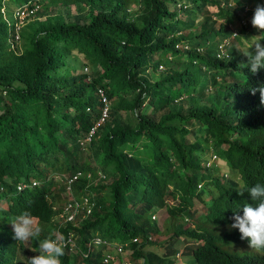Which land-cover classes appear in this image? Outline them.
Here are the masks:
<instances>
[{"label":"trees","instance_id":"obj_1","mask_svg":"<svg viewBox=\"0 0 264 264\" xmlns=\"http://www.w3.org/2000/svg\"><path fill=\"white\" fill-rule=\"evenodd\" d=\"M241 1L0 0V264L39 254L38 240L14 239L10 222L24 211L38 218L41 239L72 232L88 254L67 246L61 264H103V251L88 248L96 235L127 245L133 264L181 255L264 264V251L230 228L234 211L255 206L247 190L264 183V103L252 93L264 69L243 67L240 48L264 32ZM25 4L38 17L17 33ZM100 89L109 115L87 142L104 111ZM78 172L71 195L64 177ZM83 195L96 203L92 214L59 231L65 201ZM162 211L164 230L154 220Z\"/></svg>","mask_w":264,"mask_h":264},{"label":"clouds","instance_id":"obj_2","mask_svg":"<svg viewBox=\"0 0 264 264\" xmlns=\"http://www.w3.org/2000/svg\"><path fill=\"white\" fill-rule=\"evenodd\" d=\"M262 1L263 0L257 1L261 3L262 5L260 4L257 5V7L254 10V15L251 20L253 27L258 29L260 32H264V4L262 3ZM138 7H139L138 5L132 6L131 11H136ZM32 18H37V14ZM242 25L245 26L246 23L243 22ZM258 37L259 36L247 38L250 42L254 41V43L252 44L251 48H249L245 53H243V55L247 57V60H248L247 65H243V67H250L253 73L258 72L261 69H264V43H261V41L264 39H258ZM180 47L181 46H178L177 48H180ZM161 66L164 69V65H161ZM160 67H159V70L162 71ZM257 91L260 92L261 102L264 103V86L260 87L259 89H252L253 95H255ZM213 158L214 160H216L217 157L214 156ZM68 177H71V176H68ZM65 178L67 177H64V180ZM63 183L67 188L66 183L64 181ZM69 192L71 193V195H74L73 188H72V191H69ZM247 192L250 194L252 200L255 202V206H253L252 204L246 203L242 209L243 215L240 214V209L234 211V215L232 217L234 222L230 225V228L238 229L241 234V239L247 240L249 242V247L251 249H254L256 251H264V183H256L255 185L250 187L247 190ZM240 194L243 195V192L241 191ZM83 196H86V195H83ZM83 196H81L80 198H76V197H73V198L80 200ZM72 199L71 200L68 199L65 201L66 203L63 208V211L60 214H58L53 221L54 224L58 227L59 231L67 228L69 225L74 224V221L68 223L66 219L62 218V214L64 212L65 207L67 206L69 202L72 201ZM5 200L7 199H5L4 192H2L0 196V203ZM92 200L95 203L94 199ZM95 206H96V203H95ZM83 212L85 214V211ZM163 212L164 211H162V213ZM84 214H83V219H86L88 216L84 218ZM158 215L160 214H157L156 216ZM156 216L154 217V220H156ZM77 217L75 218V220L77 219ZM62 219H63V223H62ZM10 224L13 228L14 239L18 243L26 244L32 240L39 241V254L31 258H28V264H61V258L65 255V248L67 247V240L63 235L68 234L70 232L63 233V234L53 232V233H50L47 237L41 239L43 229L38 224V218L29 211H24L20 215L13 217ZM98 236L99 235H96L95 237H98ZM92 238L94 237L91 236V239ZM75 239H76V247L74 248L71 246H68V247H70L71 251H75L76 249H78L80 253L84 255L85 252L82 251L77 246V238L75 237ZM115 243H119V242H115ZM93 250L103 251V254H104V249H93ZM133 255H134V252H133ZM133 255L131 256L130 260L132 259Z\"/></svg>","mask_w":264,"mask_h":264},{"label":"built area","instance_id":"obj_3","mask_svg":"<svg viewBox=\"0 0 264 264\" xmlns=\"http://www.w3.org/2000/svg\"><path fill=\"white\" fill-rule=\"evenodd\" d=\"M37 9H31L30 5L26 4L22 7H19L16 12V23L15 28L16 32H20L22 28L25 26L27 19L32 18L36 15ZM5 17L6 14L3 12ZM16 39H19V36H16ZM188 49L189 47L186 46ZM161 70H163V67H160ZM99 97L101 100V103L104 105V111L101 117V120L99 124L90 132L87 142H91L93 135L95 134V131L97 127L105 122V120L108 118L109 110H110V103L108 101V98L104 91L102 89L99 90ZM85 174L83 172H78L75 175L71 177L65 178V183L67 185V188L69 191H72L73 185L81 178H83ZM89 180L93 179V176L91 173L86 175ZM105 179L104 174L100 173L99 177L96 179V181H101ZM95 206V203L89 196H83L80 200H77L75 198L72 199L71 202L67 204V206L64 209V212L62 214V218L66 219V221L73 222L75 221V218L80 213V211H85L84 218L91 215L93 208ZM67 240V246L76 247V239L73 233H68L63 235ZM127 245H122L120 243L110 242L104 238L101 237H94L90 240L88 243L89 250L93 249H104L103 254V264H132L131 263V256L133 255V251L131 249L127 248ZM85 257H88V254H84ZM140 264H145L144 259L139 260Z\"/></svg>","mask_w":264,"mask_h":264},{"label":"rangeland","instance_id":"obj_4","mask_svg":"<svg viewBox=\"0 0 264 264\" xmlns=\"http://www.w3.org/2000/svg\"><path fill=\"white\" fill-rule=\"evenodd\" d=\"M232 1H234L232 4L234 5V6H237L236 5V3L237 2H235V0H232ZM262 3L264 4V0L262 1ZM259 4V2H254V3H252V4H247V3H245V1L243 0V1H241V3H239L238 5H239V8L238 9H242L244 6H246V12L247 11H254L255 10V8L257 7V5ZM21 7V6H20ZM16 8V7H15ZM18 9V8H17ZM211 12H216L217 10H216V8H212V7H210V9H209ZM63 12H65L66 13V10H63ZM40 16V15H39ZM38 17V16H37ZM254 43V41L253 42H247V41H244L241 45H240V48L241 49H243V51H247L249 48H251V45ZM73 58H75V56H73ZM78 61L80 62V60L78 59ZM81 62H82V60H81ZM80 64V63H79ZM79 69V72L81 73L82 72V70L85 72V73H89L91 70L90 69H87L86 67L84 68V69H80V67L78 68ZM154 79V78H153ZM151 109H149V111H150ZM148 111V107H146L145 109H144V112H147ZM66 177H68V176H66ZM98 183H100V182H97L96 184H98ZM156 223H157V225H158V227L161 229V230H164L166 227H167V225L169 224V222H168V215H167V212H163L162 214H160V215H158V216H156ZM60 222V221H59ZM62 223H63V219H62ZM47 229H50L49 228V226L47 227ZM99 234V233H98ZM28 245H29V242H28ZM29 247V246H28ZM178 247L180 248V249H182L183 250V247H184V245L183 244H180V245H178ZM245 248H243V250H244ZM148 250H155V251H159L158 250V248H154V247H152V248H150V249H148ZM229 251H231V250H229ZM232 252V251H231ZM234 253H235V251H234ZM174 260H175V264H190V260H189V258L188 257H184V256H179V257H177V258H174Z\"/></svg>","mask_w":264,"mask_h":264},{"label":"crops","instance_id":"obj_5","mask_svg":"<svg viewBox=\"0 0 264 264\" xmlns=\"http://www.w3.org/2000/svg\"><path fill=\"white\" fill-rule=\"evenodd\" d=\"M17 10H18V9H17ZM16 12H17V11H16ZM16 12H15V13H16ZM97 182H98V180H97V181H95L94 183L96 184Z\"/></svg>","mask_w":264,"mask_h":264}]
</instances>
